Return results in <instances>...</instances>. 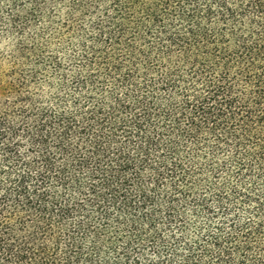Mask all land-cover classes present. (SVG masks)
<instances>
[{"label": "trees", "instance_id": "obj_1", "mask_svg": "<svg viewBox=\"0 0 264 264\" xmlns=\"http://www.w3.org/2000/svg\"><path fill=\"white\" fill-rule=\"evenodd\" d=\"M0 264H264V0H0Z\"/></svg>", "mask_w": 264, "mask_h": 264}]
</instances>
